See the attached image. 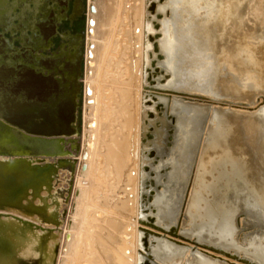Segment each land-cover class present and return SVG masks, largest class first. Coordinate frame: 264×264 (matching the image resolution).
<instances>
[{
  "label": "rangeland",
  "instance_id": "rangeland-1",
  "mask_svg": "<svg viewBox=\"0 0 264 264\" xmlns=\"http://www.w3.org/2000/svg\"><path fill=\"white\" fill-rule=\"evenodd\" d=\"M94 2L82 0V95L73 108L81 126L76 134L57 136L42 105L22 102L17 81V30L29 25L31 3L0 0V135L10 126L56 135L71 156H81ZM49 3L36 15L42 28L54 13L59 16ZM102 12L96 48L101 126L90 169L91 209L81 215L88 225L77 229L84 240L77 264H106L111 236L124 232L129 235L118 245L126 251L124 264H264V110L258 114L264 105V0H103ZM213 57L201 83L198 75ZM144 96L151 110L143 145ZM217 108L230 112L215 118ZM56 162L36 161L48 169ZM75 169L61 241L82 177Z\"/></svg>",
  "mask_w": 264,
  "mask_h": 264
},
{
  "label": "bare ground",
  "instance_id": "bare-ground-1",
  "mask_svg": "<svg viewBox=\"0 0 264 264\" xmlns=\"http://www.w3.org/2000/svg\"><path fill=\"white\" fill-rule=\"evenodd\" d=\"M102 7L103 0H95V2L90 5V11L94 15L89 18L90 28L87 37V72L85 74V84H87V88H85L86 140L84 144L85 149L81 156L79 158L73 157L70 152H65L64 155L60 157L48 154L35 156L25 155L26 157L18 156L16 158L13 157V162H15L14 169L9 167L8 157L0 156V264H77V256L81 251V246L84 241L80 237L81 235L83 236V234H79L78 226L79 223H82L85 227L84 231H86L88 225L87 218L85 217V219H82L81 215L87 214L91 209L89 198L91 192L90 169L98 149L99 129L101 126V101L99 84L97 83L100 65L96 59V48L100 39L99 25H101L100 20L103 15ZM198 52L201 53V50L198 49ZM207 55L208 53H205L204 57ZM197 56L200 58L201 54ZM225 56V51H222V58ZM215 58L216 57L210 58V60L207 59L204 70L198 75V80H200L201 83H206L204 82L206 79L203 80V78L208 77L210 67ZM176 74H178V72H176ZM183 81L186 82V78L181 77V85H183ZM151 94L150 92V95ZM146 98L147 97L144 96L142 120L143 145L145 141L144 138L146 137V132L144 130V128H146V117L151 110L150 107L145 105ZM187 109H189V111L192 110L190 107ZM215 110L213 114L215 118L222 115L220 112H230L228 109L223 110L221 108ZM263 110L264 105L260 108L258 114L261 115V111ZM202 111H204V113L207 112L205 110ZM199 118L203 126L205 117L199 116ZM28 158H32L33 162L29 161ZM52 159L59 160V162H56L57 164L49 169L43 168L39 163H36L38 160H42V162H51ZM78 160L80 162L79 166L77 164ZM142 162H145V159H143ZM76 165L82 177L78 182L76 193L74 194V201L71 206H69L70 215L65 223V230L67 231L64 230L63 241H61L60 226L63 224L62 218L65 216L62 210L69 201L72 178L76 172ZM143 176L142 174L140 186H142ZM177 182H180V184L182 183L179 175L177 177ZM239 190H241V188H239ZM248 192L249 191H244L242 194L247 193V196H250ZM76 197L77 199L75 200ZM143 197L144 194L141 195V200ZM247 207L249 208V205ZM141 213H143V211L140 212V215ZM140 219H142V217ZM230 223L231 222H229L228 225ZM231 227L233 226L230 224V228ZM128 235V232H124L122 236L118 234H116L115 237L111 236L110 240L113 246H107L106 248V264H124L126 255L123 256L124 249L118 245L124 238L126 239ZM229 236H231V234ZM115 240H118V244L114 242ZM124 253L126 254V251H124Z\"/></svg>",
  "mask_w": 264,
  "mask_h": 264
},
{
  "label": "flooded vegetation",
  "instance_id": "flooded-vegetation-1",
  "mask_svg": "<svg viewBox=\"0 0 264 264\" xmlns=\"http://www.w3.org/2000/svg\"><path fill=\"white\" fill-rule=\"evenodd\" d=\"M29 1L33 17L25 29L17 30L16 38L17 81L22 102L42 105L49 112V116L43 117L59 128L57 136L76 134L81 120L73 108L80 105L82 95L79 81L83 73V35L79 29L84 4L82 0H50L47 9L52 13L58 11L59 16L54 13L42 28V20L36 15L45 0ZM60 2L64 7L57 8Z\"/></svg>",
  "mask_w": 264,
  "mask_h": 264
},
{
  "label": "water",
  "instance_id": "water-1",
  "mask_svg": "<svg viewBox=\"0 0 264 264\" xmlns=\"http://www.w3.org/2000/svg\"><path fill=\"white\" fill-rule=\"evenodd\" d=\"M191 96L196 97V95L194 94ZM65 152H67V150L62 145V140L60 138L31 135L13 126L8 127L7 130L2 132V134L0 135V156L3 157L7 156L9 158V167L12 169L15 168V162H13L14 160L13 157L16 158L18 156L20 157L25 155L35 156L40 154H48V155L56 156V155H64ZM142 221L146 222L144 220ZM146 223L149 226L156 228L157 230H160L164 233H168V230H166L165 228H162L154 223L152 224L148 222ZM172 230L173 229H171L170 232H172ZM148 233H152V232H148ZM164 237L170 239L166 236ZM208 248L223 253L227 256L236 257L235 255L231 254L228 251H225L224 249H219L212 246H208ZM250 263L257 264L254 262H250Z\"/></svg>",
  "mask_w": 264,
  "mask_h": 264
},
{
  "label": "crops",
  "instance_id": "crops-1",
  "mask_svg": "<svg viewBox=\"0 0 264 264\" xmlns=\"http://www.w3.org/2000/svg\"><path fill=\"white\" fill-rule=\"evenodd\" d=\"M67 231V230H66Z\"/></svg>",
  "mask_w": 264,
  "mask_h": 264
}]
</instances>
